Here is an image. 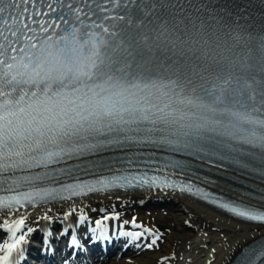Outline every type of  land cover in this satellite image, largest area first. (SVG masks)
Here are the masks:
<instances>
[{
  "label": "snow or ice",
  "instance_id": "snow-or-ice-1",
  "mask_svg": "<svg viewBox=\"0 0 264 264\" xmlns=\"http://www.w3.org/2000/svg\"><path fill=\"white\" fill-rule=\"evenodd\" d=\"M195 2L0 0V210L7 213L0 219L6 234L0 264L27 260L25 245L34 229L22 209L112 190H179L244 222L264 223V90L259 98L232 97L224 104L216 90L197 87L195 69L171 59L149 66L123 47L134 10L146 27L157 13L144 5L183 12ZM199 162L254 183L239 184L221 202L203 188L194 191L185 177ZM100 211L95 221L75 205L64 212L65 218L79 213L76 226L85 229L69 237L72 256L114 242L105 224L120 214ZM41 218L51 219L47 213ZM122 223L138 229L118 233L128 238L124 247H158V231L135 218ZM67 234L62 229L60 236ZM45 245L54 251L47 238ZM233 252L231 264H264V235L249 237ZM215 255L213 248L207 264H214ZM171 259L175 253L158 264Z\"/></svg>",
  "mask_w": 264,
  "mask_h": 264
},
{
  "label": "bare ground",
  "instance_id": "bare-ground-1",
  "mask_svg": "<svg viewBox=\"0 0 264 264\" xmlns=\"http://www.w3.org/2000/svg\"><path fill=\"white\" fill-rule=\"evenodd\" d=\"M155 197L168 198L166 207L168 209L176 207L177 219L181 221L180 224L186 231L181 233L175 230L167 236V240L163 238L165 233L158 231L161 240L165 241L159 252H155L154 248L134 246L122 254L110 256L95 264H158L161 257L170 256L172 253H175V259H171L169 264H207L213 248L216 249L214 264H228L235 254L233 249L238 251L239 243L264 232V225L240 221L183 194L162 190L93 195L59 204H47L31 210L23 209L22 212L27 215L28 224L36 225L48 221L41 218L45 213L51 218H61L62 213L73 205L83 208L87 214L99 217L103 214L100 211L102 208L121 213L127 208L137 206L141 199ZM147 205H153V203L148 202ZM3 218H7L6 212L0 214V219ZM187 220L188 223H186ZM146 227L153 229L150 225Z\"/></svg>",
  "mask_w": 264,
  "mask_h": 264
},
{
  "label": "rangeland",
  "instance_id": "rangeland-1",
  "mask_svg": "<svg viewBox=\"0 0 264 264\" xmlns=\"http://www.w3.org/2000/svg\"><path fill=\"white\" fill-rule=\"evenodd\" d=\"M176 212H177V210L175 207L173 209H164V210L162 208H156V209L144 208L139 212V216H140V218H143L144 220H147L149 222H151L153 220V218H155V220L160 225H163L164 228L168 227L165 229L168 233H166L163 230H158V231H163L165 234H167V236H169L170 234L175 232V230L179 231L181 233H184L186 231L184 229L185 227L181 226L182 225V224H180L181 221L177 219ZM171 226H174L175 228H173ZM163 238H164V236H163ZM164 239L167 240V237ZM162 245H163V243L161 244V246Z\"/></svg>",
  "mask_w": 264,
  "mask_h": 264
}]
</instances>
